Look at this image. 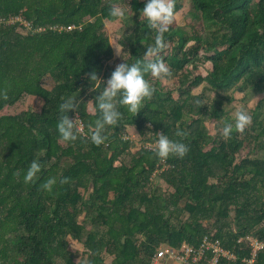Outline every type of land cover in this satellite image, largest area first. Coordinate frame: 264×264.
<instances>
[{
  "label": "trees",
  "instance_id": "trees-1",
  "mask_svg": "<svg viewBox=\"0 0 264 264\" xmlns=\"http://www.w3.org/2000/svg\"><path fill=\"white\" fill-rule=\"evenodd\" d=\"M189 1L203 30L188 32L174 16L158 53L171 76H146L153 96L136 115L119 107V122L94 145L87 133L98 117L89 102L97 93L88 76L106 80L115 68L108 24L122 25L119 63L156 58L145 55L154 41L139 12L145 0H0V264H151L160 244L197 248L211 234L234 254L218 264H246L245 238L264 241V155H253L264 152L262 105L243 139L219 132L233 118L225 100L264 92V0ZM124 5L123 17L113 14ZM68 95H76V109L67 115L84 127L76 141L63 142L56 124ZM27 97L42 107L7 112ZM129 127L142 143L134 153ZM156 133L188 152L160 159ZM32 159L42 169L26 184ZM155 173L167 191L153 184ZM49 177L57 183L46 191ZM71 239L83 249H72ZM254 264H264V248Z\"/></svg>",
  "mask_w": 264,
  "mask_h": 264
},
{
  "label": "clouds",
  "instance_id": "clouds-1",
  "mask_svg": "<svg viewBox=\"0 0 264 264\" xmlns=\"http://www.w3.org/2000/svg\"><path fill=\"white\" fill-rule=\"evenodd\" d=\"M139 12L145 24L154 31V41L145 50V55L156 58L153 60L133 59L131 62L122 59V62L115 66L106 80L98 78L96 72L88 76L90 90L97 93L89 102H91L92 110L98 113V117L88 125L89 132L87 133L89 141L94 145L102 144L105 140L106 128L115 126L119 122L122 115L119 107L136 115L144 103L153 96L155 88L146 76L150 75L155 79H166L171 76L168 65L158 57V53L166 45L165 33L175 15L173 0H145ZM113 14L124 16L122 10ZM75 96L68 95L62 98L59 105L62 115L57 121L56 131L63 142L76 141L84 127L79 118L70 119L67 115L69 111L76 109ZM197 103L201 102L197 101ZM251 122L252 115L240 108L234 112L230 121L224 122L219 132L224 138H229L234 130L243 132ZM175 135L182 137L185 133L178 130ZM155 136L154 151L160 159H166L169 155L182 158L188 152L187 144L180 140L170 139L165 133H156ZM41 169V161L32 159L27 169H23V182L26 184L33 182L38 178ZM66 182V177L59 181V183ZM56 183V177H49L41 188L51 191Z\"/></svg>",
  "mask_w": 264,
  "mask_h": 264
},
{
  "label": "rangeland",
  "instance_id": "rangeland-1",
  "mask_svg": "<svg viewBox=\"0 0 264 264\" xmlns=\"http://www.w3.org/2000/svg\"><path fill=\"white\" fill-rule=\"evenodd\" d=\"M178 4L180 5L179 10L175 13V18L177 20L178 26L181 27L182 29L188 31V32H193V31H197L200 32L203 30V25H202V21L199 18L193 17L190 13H188V11H190L191 8V4L189 0H178ZM125 6V7H124ZM123 7H121L120 11L123 9H127V6L124 5ZM108 30L111 34V43L114 47L115 50V58L110 62L111 65L116 66L119 63L120 60V54H121V47L119 45V37L121 36V30H122V25L119 21L115 22V23H109L108 24ZM165 84V82H163ZM203 91L202 86H200L199 88H197L193 93L194 94H198L201 93ZM204 94L208 97L213 98L214 97V93L212 92H204ZM229 95H231V93H229ZM233 100H231L230 102L228 100H225V106L227 108V110L229 112L232 113V115L234 114V112L237 109L243 108L244 110H246L247 112H249L251 115H253L254 110L256 109V107L258 106V104L262 105V110L264 112V92L263 93H259V92H246V93H234L233 95ZM174 98H176V96H174ZM25 101L8 109L7 112L8 113H20L22 111L27 110L28 108L34 109V110H39L42 107V101H40L39 99L35 98V97H27L24 99ZM91 111L92 108H90ZM77 119V118H75ZM253 122V120H252ZM252 122L249 126L246 127L245 130H251V126H252ZM208 127L210 128L211 133H214V130L212 129L211 125H208ZM239 136L241 139L244 138V133L242 132H238ZM126 137L131 140L133 142V147L131 148V153H134L142 144L140 137H138L136 131L129 127L128 132L126 134ZM145 146L150 147V144H145ZM263 150H259L257 149L256 152L253 153V155H264V152H262ZM122 162H129V157L123 158V160H121ZM153 184L158 187L159 189H162L164 191H167L168 188L166 186V184L161 180L159 174L155 173L153 175ZM83 192V191H82ZM213 233V232H212ZM251 237V236H250ZM246 239V238H245ZM71 246H73L72 249L75 250H79V249H83V246L81 244H79L77 241H74L73 239L70 240ZM113 261V258H108V263L111 264Z\"/></svg>",
  "mask_w": 264,
  "mask_h": 264
},
{
  "label": "built area",
  "instance_id": "built-area-1",
  "mask_svg": "<svg viewBox=\"0 0 264 264\" xmlns=\"http://www.w3.org/2000/svg\"><path fill=\"white\" fill-rule=\"evenodd\" d=\"M20 18L10 19L8 23L18 21ZM29 26L28 23L25 24ZM152 148V146L148 147ZM246 242L251 247V256L243 259L246 264H254L258 251L264 248V241L248 236ZM233 259L234 254L222 247L219 239L213 234L204 236L197 248L183 242L178 248L160 244L151 258V264H218L222 259Z\"/></svg>",
  "mask_w": 264,
  "mask_h": 264
}]
</instances>
